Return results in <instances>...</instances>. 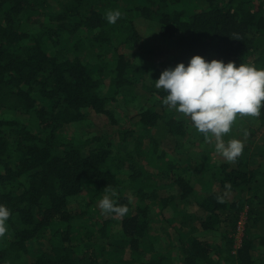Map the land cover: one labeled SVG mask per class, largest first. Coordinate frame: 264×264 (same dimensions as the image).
<instances>
[{"label":"trees","instance_id":"16d2710c","mask_svg":"<svg viewBox=\"0 0 264 264\" xmlns=\"http://www.w3.org/2000/svg\"><path fill=\"white\" fill-rule=\"evenodd\" d=\"M194 56L264 68V0H0V264H264V107L229 163L154 84Z\"/></svg>","mask_w":264,"mask_h":264},{"label":"clouds","instance_id":"9594fccd","mask_svg":"<svg viewBox=\"0 0 264 264\" xmlns=\"http://www.w3.org/2000/svg\"><path fill=\"white\" fill-rule=\"evenodd\" d=\"M120 12L106 13L108 23L115 24ZM157 90L166 93L162 104L188 118L193 127L205 137L215 140V151L229 163H234L242 154L244 143L239 139L225 142V134L231 131L237 116L259 117L264 107V68L234 62L206 60L200 56L174 68L164 70L154 82ZM230 187V186H226ZM105 195L98 208L102 214L124 217L129 208L118 205L112 198L114 190L105 188ZM218 202L224 203L223 197ZM11 211L0 204V238L8 232Z\"/></svg>","mask_w":264,"mask_h":264},{"label":"built area","instance_id":"2783aa9c","mask_svg":"<svg viewBox=\"0 0 264 264\" xmlns=\"http://www.w3.org/2000/svg\"><path fill=\"white\" fill-rule=\"evenodd\" d=\"M246 223H247V214L246 212H244L241 215L240 220L237 225V233L235 235V238H236L235 248L236 249H239L242 245Z\"/></svg>","mask_w":264,"mask_h":264},{"label":"rangeland","instance_id":"374dc122","mask_svg":"<svg viewBox=\"0 0 264 264\" xmlns=\"http://www.w3.org/2000/svg\"><path fill=\"white\" fill-rule=\"evenodd\" d=\"M133 105H135V103H131V106L133 107ZM244 120V118L243 117H241V116H237V118H236V120L234 121V122H241V121H243ZM94 121V120H93ZM96 123H97V121H96ZM231 129H234V126H232V128ZM231 132V131H230Z\"/></svg>","mask_w":264,"mask_h":264}]
</instances>
